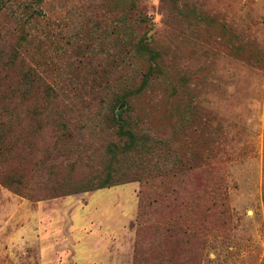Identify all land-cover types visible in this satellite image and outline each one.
<instances>
[{"label":"rangeland","instance_id":"374dc122","mask_svg":"<svg viewBox=\"0 0 264 264\" xmlns=\"http://www.w3.org/2000/svg\"><path fill=\"white\" fill-rule=\"evenodd\" d=\"M2 2L0 34L54 98L0 156L29 192L0 180V264H61L76 239L126 264H264V0ZM113 100L157 154L130 181L64 194L125 142Z\"/></svg>","mask_w":264,"mask_h":264},{"label":"trees","instance_id":"16d2710c","mask_svg":"<svg viewBox=\"0 0 264 264\" xmlns=\"http://www.w3.org/2000/svg\"><path fill=\"white\" fill-rule=\"evenodd\" d=\"M2 1L0 0V3H3ZM27 15L30 17L29 14ZM5 42H7L6 39L0 34V96H2L0 103V156L3 157L2 162L7 159L8 154L18 144L16 132L19 125L23 121L42 120L46 116L48 108L53 105L54 98L52 88L44 82L33 67L27 64L25 57L20 54L18 46L12 42H7V44ZM33 90L39 92L41 96L34 95ZM14 97H19L21 100L17 102V105L14 103ZM118 103L119 100H113L108 110L111 113V122L117 125L118 133L125 139V142L121 147L114 144V148L110 150L108 166L102 178L93 184L66 189L64 194L103 189L120 182L130 181L131 175L137 171L134 169L139 168L144 171L151 164L152 157L157 154L159 150V147L155 145L157 142L150 143L147 136L138 134L132 128L127 127L128 121L123 115L124 111L116 110ZM19 111L25 113L23 118ZM133 154L139 155V162L126 166L122 173H118L114 161L119 156L127 158ZM153 165V169L159 168L157 163ZM173 166L175 168L185 167L186 164L179 161L173 163ZM131 167H134L132 172L129 171ZM0 180L16 192L25 195L29 193L21 186L19 180L8 178L3 173H0Z\"/></svg>","mask_w":264,"mask_h":264},{"label":"crops","instance_id":"0c3cea01","mask_svg":"<svg viewBox=\"0 0 264 264\" xmlns=\"http://www.w3.org/2000/svg\"><path fill=\"white\" fill-rule=\"evenodd\" d=\"M105 193L104 196H101V193ZM99 195L100 198L112 196V191H102ZM111 212V211H110ZM73 220V219H72ZM75 225L72 221V226ZM78 227V223L76 225ZM74 226V227H76ZM81 226V225H80ZM82 230L83 227H78ZM65 253L68 255L64 256L66 262L61 264H126V261L123 257L124 253L113 251V245L110 242H107L103 248H100V242L92 239H76L70 240L65 245ZM51 253L55 252V246L52 247ZM119 253V254H117ZM55 256L54 253L50 254L49 257L52 258ZM124 258V260H123ZM59 264V263H57Z\"/></svg>","mask_w":264,"mask_h":264}]
</instances>
